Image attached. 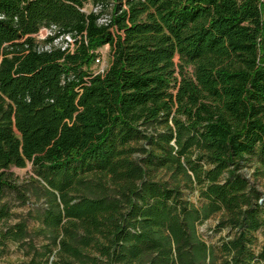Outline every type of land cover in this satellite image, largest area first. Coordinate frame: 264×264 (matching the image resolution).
Masks as SVG:
<instances>
[{"label":"trees","instance_id":"obj_1","mask_svg":"<svg viewBox=\"0 0 264 264\" xmlns=\"http://www.w3.org/2000/svg\"><path fill=\"white\" fill-rule=\"evenodd\" d=\"M50 25L73 52L37 51ZM246 161L264 169V0H0V222L8 192L41 201L0 225L23 264H264Z\"/></svg>","mask_w":264,"mask_h":264},{"label":"rangeland","instance_id":"obj_2","mask_svg":"<svg viewBox=\"0 0 264 264\" xmlns=\"http://www.w3.org/2000/svg\"><path fill=\"white\" fill-rule=\"evenodd\" d=\"M90 6H87L89 8ZM99 55L102 58L101 64H93L92 69L94 71L99 70L100 68L108 65L110 62V48L105 45L99 49ZM30 166H26L25 168H12L15 175L19 177V181L27 178L30 175ZM241 171L248 177L252 182L256 183L258 190L261 192V197L264 200V169H260L257 171L254 163L251 161H246ZM189 198L192 202L197 203L198 199L196 197V192L189 194ZM2 202L8 204L9 206V217L0 222L1 226H10L21 220L22 218H26L27 216H33L35 213V209L39 207L41 201L35 200L34 197H29L28 199H24L19 197L14 193H7ZM216 222L217 216H213L198 225V231L201 236L208 242L214 243L218 238L224 234H226L227 229H223L222 231L216 230ZM29 228L36 225L35 221H33L32 217L28 219ZM256 243L260 244L264 237L260 232H256ZM27 256L25 255V250L18 246L13 242H6V245L0 248V264H23L25 260H27Z\"/></svg>","mask_w":264,"mask_h":264},{"label":"built area","instance_id":"obj_3","mask_svg":"<svg viewBox=\"0 0 264 264\" xmlns=\"http://www.w3.org/2000/svg\"><path fill=\"white\" fill-rule=\"evenodd\" d=\"M100 23H107V16H103L99 19ZM38 45L36 47L37 51H51L53 49H60L61 51L68 53L73 52L75 48L76 39L80 35L71 33H60L55 25L41 26L37 32L32 35ZM95 64H101L102 58L98 54L94 59ZM105 66L100 68L98 72H102Z\"/></svg>","mask_w":264,"mask_h":264}]
</instances>
